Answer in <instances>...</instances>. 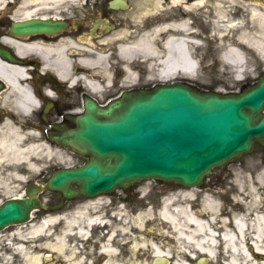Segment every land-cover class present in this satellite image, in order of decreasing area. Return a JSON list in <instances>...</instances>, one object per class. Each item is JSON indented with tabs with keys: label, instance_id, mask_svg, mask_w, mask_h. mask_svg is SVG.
Here are the masks:
<instances>
[{
	"label": "rangeland",
	"instance_id": "obj_1",
	"mask_svg": "<svg viewBox=\"0 0 264 264\" xmlns=\"http://www.w3.org/2000/svg\"><path fill=\"white\" fill-rule=\"evenodd\" d=\"M221 7L227 10V16L232 20L239 19L244 30L256 32L259 35L258 20L252 12L260 10L252 8L243 11L237 19L233 17L232 4L229 0H223ZM202 21L208 22V25L201 30L209 29L213 34L214 25L211 19H207L205 15ZM217 32L219 33L218 29ZM236 36L227 34V37L220 39L214 35L206 42L202 41L204 49L208 48L206 53L213 47L219 54L217 57L207 58V69H203L202 65L200 67L197 63L194 75L185 77L181 73H176L165 81H175L182 77L188 78L195 86L205 89L216 87L222 92L237 90L240 85L238 80L257 77L261 71H264V60L262 54H252L254 51L251 48L249 51L243 50L246 70L237 78L234 68L222 60L226 46L223 42L228 39L233 41ZM101 51H104L102 53L108 60L97 64L96 71H100L99 73L108 71V75L111 74L112 78L115 72L112 58L118 51L117 47L112 44L108 49ZM73 57H70L72 64L80 66L76 56ZM90 71L92 72L91 69ZM147 71L146 69L144 75L141 73L143 76L141 81L146 82L145 85L165 82L159 80L157 69H154L153 73ZM127 77L128 75L125 74L123 77L125 80L121 82L131 84L137 82L136 78L128 82ZM0 129L5 133H12L11 131L15 129L16 134L19 135L18 130L11 125L2 126ZM32 144L37 145L39 150L30 149L26 154L28 161L17 163L16 160L11 161L8 157H0V202L21 196L25 184L31 179L39 183L45 182L56 167L81 164L85 158L69 155L56 145L49 146L41 142L36 144L31 142L27 144L28 146H24L30 147ZM31 162L34 166L30 168L28 163ZM222 166L230 173L220 170L223 171L220 175L221 180H224L221 182L223 185L214 181V185H209L210 189H200L199 186L188 188L178 186L171 181L148 179L133 183L126 189L118 188L110 193L98 194L94 197L77 198L59 210L34 211L27 222L12 224L0 231V264H153L152 246L171 255L168 264L173 262L196 264L197 258L205 255L197 251L195 247H185L176 236L174 228H170V225L161 218L162 207L168 200L170 208L185 207L198 216L200 211H205L203 201L204 196H208L218 203L217 207L210 210L214 213L213 216L220 214L219 212L232 213L235 209L245 216L249 212L245 200L256 195L264 196V171H262L264 170V148L254 143L251 151L233 158ZM240 184L242 187L239 188ZM220 190L223 192L221 193ZM240 191L241 196L246 197L245 202L234 203L228 195H232L234 199ZM44 195L51 203L61 199L60 194L54 190L45 192ZM97 218L101 219V222L104 219L107 222L101 226L100 223L94 222ZM225 218L230 223L228 215ZM200 220L205 221L204 216H200ZM211 224L212 230L219 236L217 231L223 225L222 218L214 217ZM217 225L218 228H216ZM246 245L249 243L247 242ZM103 248L108 249L109 252L104 253ZM183 250L186 252L184 253ZM213 252V258H207L205 264H225L229 262L228 254H234L227 250V246L224 247L218 238L215 239ZM239 256L240 254L237 255V261L240 260Z\"/></svg>",
	"mask_w": 264,
	"mask_h": 264
},
{
	"label": "water",
	"instance_id": "obj_2",
	"mask_svg": "<svg viewBox=\"0 0 264 264\" xmlns=\"http://www.w3.org/2000/svg\"><path fill=\"white\" fill-rule=\"evenodd\" d=\"M47 27L38 21L16 23L13 32L24 35ZM263 106L264 75L240 93L201 91L176 81L124 91L103 107L87 101L76 120L77 129L63 143L87 153L88 160L56 170L44 187L26 188L24 197L4 200L0 229L22 223L35 208L58 206H47L38 199L46 187L72 197L76 193L95 195L148 177L196 185L212 166L250 150L254 140L264 146ZM74 182L79 188L70 187Z\"/></svg>",
	"mask_w": 264,
	"mask_h": 264
},
{
	"label": "flooded vegetation",
	"instance_id": "obj_3",
	"mask_svg": "<svg viewBox=\"0 0 264 264\" xmlns=\"http://www.w3.org/2000/svg\"><path fill=\"white\" fill-rule=\"evenodd\" d=\"M229 1L234 15L251 8L264 12V0ZM220 3L221 0H0V62L9 68L23 67V73L14 75L16 88L0 85V124L10 123L19 128L27 143H52L79 155L55 143L52 137L76 126L74 120L83 110L85 99L106 104L117 94V87L107 86L102 78L101 89L96 91L69 84L68 78L58 75L50 64L58 54L77 56L85 52L83 49L99 52L121 39L138 37L163 24H171L170 30L178 33V23L184 20L189 29H204L208 23L202 17L213 19L215 6ZM22 21L59 27L54 31L13 35L12 27ZM208 53L218 56L214 48ZM81 72V68L74 67L69 75L74 79ZM207 180H217L216 174Z\"/></svg>",
	"mask_w": 264,
	"mask_h": 264
},
{
	"label": "bare ground",
	"instance_id": "obj_4",
	"mask_svg": "<svg viewBox=\"0 0 264 264\" xmlns=\"http://www.w3.org/2000/svg\"><path fill=\"white\" fill-rule=\"evenodd\" d=\"M252 14L258 20L260 31H257L259 35L256 32L244 30L240 22L228 17L227 10H224L220 5L213 17V32L216 33L218 29L219 34H216L218 38L223 39L227 37V34L237 35L233 41L228 39V41L223 42L226 46L222 56V60L234 68L237 76L243 74L246 68L244 49L249 51L252 48L258 52L261 51L264 60V14L261 12H252ZM187 23L186 20L178 23L180 30L178 33H173L170 30L171 24H163L153 28L149 33H142V35L132 37V39H122L117 45L119 55L124 59H141L142 61L139 62L148 67L149 73H153L154 69H157V73L163 80L176 75V73L194 75L197 66L192 59L190 45L196 41L192 40L189 28L186 26ZM160 39H163L161 41V51L158 50L156 45V42ZM43 51L45 52V50ZM106 59L103 54H95L79 58L78 64L87 67L89 70L91 69L92 76H96L97 72H100H93L98 68L96 65L101 64ZM50 64L54 66L60 76L69 78L71 59L67 56L58 54L57 59ZM16 73H23L22 68L19 66L9 68L6 64L4 65L0 62V76L4 78L11 88L18 86L14 80ZM128 74L130 75L128 78L133 79V76H131L132 72H128ZM101 75H98V77L110 81L109 76L101 77ZM84 79L88 89L96 91L100 87L97 81L89 80L88 78ZM11 132L5 133L4 130L0 129V157H8L11 161L16 160L17 163L28 161L27 152L30 149L39 150L37 149L38 146L34 144L30 145V147L24 146L20 140L21 136L16 134L15 129ZM28 166L31 168L34 165L31 162L28 163ZM203 203L205 211H200L198 216L194 211L190 212L185 207L170 208L169 204L166 203L162 208L161 218L170 225V228H174L176 236L187 248L195 247L200 253L213 258L215 239L218 238L224 244V247L227 246V250L234 253L232 255L228 254L229 262L225 264H264L263 194L246 200V207L249 212L245 216L240 212L232 211L230 223L227 222L226 218H222L223 225L221 226V231L218 232L219 236L211 228L212 215L214 213L210 212L214 207H217L218 203L213 199L211 200L208 196H204ZM200 216H204L205 221H201ZM94 222L97 224L101 222V219L97 218ZM247 242L249 245H246ZM152 247L154 255L170 257L168 252H163L155 246ZM103 250L106 254L109 252L106 248H103ZM183 252L185 253L186 251L183 250ZM238 254H240V260L237 261ZM173 264H176V262Z\"/></svg>",
	"mask_w": 264,
	"mask_h": 264
}]
</instances>
